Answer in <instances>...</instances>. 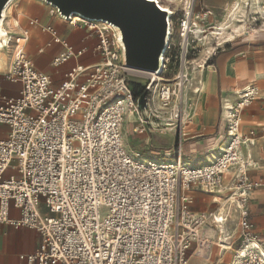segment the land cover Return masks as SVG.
Segmentation results:
<instances>
[{"label":"built area","instance_id":"built-area-1","mask_svg":"<svg viewBox=\"0 0 264 264\" xmlns=\"http://www.w3.org/2000/svg\"><path fill=\"white\" fill-rule=\"evenodd\" d=\"M191 1L179 15L168 9V38L158 74L124 65L122 46L108 23L65 19L47 4L50 15L78 24L96 38V64L76 66L55 82L27 56L29 28L40 26L52 43L64 48L51 61L55 69L86 49H74L56 29L34 19L28 20V28L9 34L4 49L12 63L0 72V80L20 87L16 96L0 90V225L39 233L37 250L21 256L25 264H188L191 253L203 258L212 246L231 252L221 264H264V248L247 209L264 178L248 176L253 162L242 153L244 146L254 145L253 132L241 133L254 88L238 92L235 103L225 108V143L207 164L189 166L179 157L171 162L147 159L123 146L126 117L131 133L146 136L189 118L184 108L195 85L193 44L200 41L197 35L206 37L204 29L198 33V24L213 16L209 9L194 13ZM262 15L264 0L251 20L256 23ZM131 77L145 80L137 94ZM193 187L226 193L222 206L194 213L184 194ZM11 209L18 212L17 219L10 218ZM234 211L240 235L232 242L231 232L219 228Z\"/></svg>","mask_w":264,"mask_h":264},{"label":"crops","instance_id":"crops-1","mask_svg":"<svg viewBox=\"0 0 264 264\" xmlns=\"http://www.w3.org/2000/svg\"><path fill=\"white\" fill-rule=\"evenodd\" d=\"M38 1L40 3L27 0L21 4L20 0H12V13H8L7 21L4 24L5 29L9 31L8 35L19 32L20 27L28 28V20L34 19L40 25L56 29L61 39L74 49H86V52L81 57L71 58L60 68L55 69L51 65V61L62 53L64 48L52 43L51 37L42 32L40 26H33L29 28L30 36L26 44V53L34 66L36 64L43 65V68L39 70L58 82L65 72L76 66L88 68L96 64L100 60L98 55L92 52L96 38L89 36L88 31L80 25H72L64 22L58 16L50 15L49 7L43 1ZM156 1L163 9L168 8L177 15L189 3V0ZM191 2L192 9L197 15H201L206 9L213 12V16L208 17L206 21V24L212 26L232 20L236 16L242 17L247 11L250 13L257 11L259 0H192ZM31 8L34 9L33 12L29 10ZM13 21L15 24L10 26ZM31 41L33 44L29 46ZM6 52L5 49H0V72L9 69L12 63L11 55ZM195 77L197 80L194 78V88L190 90L193 92V98L190 99L189 118L186 125L179 131V135L177 133L174 136L175 139H179L178 143L176 145L174 143L172 149H146L145 144L148 143L146 140L149 136L135 134L137 138L131 144L128 142L127 130L123 123L124 148L129 153H138L147 159L171 162L179 157L183 163L189 166L207 164L216 158L219 149L225 143V108L235 103L238 92L252 87L256 90V96L242 114L241 133L243 136H248L250 132H253L254 145L244 146L242 153L244 156H249L253 162V167L248 170V176L253 180L264 178V34L258 36L248 34L246 40L237 45L219 49L212 56L210 62L195 74ZM19 87L18 84L0 80V90L5 94L16 96ZM3 135L4 129L0 128V136ZM170 154L173 157H170ZM186 195L190 202L197 206L192 208L194 213L209 211L203 207H207L206 196L213 199V195H215L220 200L226 197V193L222 195L209 194L196 187L191 188ZM208 204H216V202L210 200ZM42 209L46 213V210ZM203 209L206 210L203 211ZM247 209L248 219L253 225L254 233L264 248V186L250 195ZM9 215L11 219L19 217L18 212L13 209L10 210ZM236 222L237 217L233 213L227 222L219 228L220 231H224L226 227L230 226L232 241L236 238ZM39 243L40 235L35 230L26 227L15 228L10 224L0 225V264H25L21 256L34 253ZM192 247L194 248L195 245ZM215 248L212 246L203 258L191 253L188 264H204L211 261L212 257L215 258V262L212 264L227 263L229 259L226 260L225 255L229 250L223 254L218 248L215 251Z\"/></svg>","mask_w":264,"mask_h":264},{"label":"water","instance_id":"water-1","mask_svg":"<svg viewBox=\"0 0 264 264\" xmlns=\"http://www.w3.org/2000/svg\"><path fill=\"white\" fill-rule=\"evenodd\" d=\"M8 0H0L1 10ZM58 14L69 19L105 21L118 27L122 36L124 65L133 71L158 74L168 38V12L146 0H45ZM2 37L0 36V41ZM144 105L143 96L139 106Z\"/></svg>","mask_w":264,"mask_h":264},{"label":"rangeland","instance_id":"rangeland-1","mask_svg":"<svg viewBox=\"0 0 264 264\" xmlns=\"http://www.w3.org/2000/svg\"><path fill=\"white\" fill-rule=\"evenodd\" d=\"M26 1L27 0H20L21 4H24ZM31 1L32 2L36 1V2L40 3L38 0H31ZM259 2H260V0H259ZM13 8H15V7H13ZM10 10H11V8H10ZM10 10H9L8 13H12V10L11 11ZM29 10L32 11L34 9L31 8ZM256 12H258V8H257V11H254L252 13L247 11V13L244 16H242V17L236 16L232 20H229V21L221 23V24H214L212 26L206 24V22L198 24L200 26L201 30L204 29L206 31L205 32V36L206 37H205V39H202V37L200 35L199 38L197 39V40H200V41L193 44V46L195 47L196 52H194L191 55L190 64H191V68L194 69L192 71L191 76L193 78H195V80H197V78L195 77V74L198 72V70L196 68L197 65L205 67V65H207L210 62V60H211L210 58L211 57L205 62L206 64L203 65V62L209 56H212L211 54H213L212 52H213L214 48H216L214 50V54H216V52L219 49H221V48L235 46L238 43L246 40V36L248 34L250 36H255V35L258 36V35L264 34V15H262V17L259 18L256 23L253 22V20H251V18H252L251 14L256 13ZM8 13H7V15H8ZM6 21H7V19L5 18L4 24H5ZM13 23H15V21L10 23V26H12ZM4 24H3V27L5 28ZM219 28H223L224 29V33H223L222 37L217 35V33L220 32V31H218ZM220 33H222V32H220ZM230 36H231V41H229L230 43H226V44H223L220 47H216V45H217V43L219 41L218 38L220 40H222L223 38L225 40H228V38ZM233 37H234V40L232 41ZM178 41H179L178 38L175 37V44H177ZM32 44L33 43L31 41L29 46L32 45ZM6 53L8 54V52H6ZM35 66L38 69H42L43 68V65H40V64H36ZM169 77H171V74L168 73L165 76V78L167 79ZM195 80H194V83H195ZM130 82H132L133 84H137V85H139V84L144 85L145 84V80L143 78H137V77H131L130 78ZM141 86L139 85V88H141ZM192 94H193V92L189 91L188 95L185 98L186 99V106H185L184 109H185V113L186 114L190 113V104H191V100L190 99L193 98ZM184 122L186 123V118L185 117H183V122L182 123L173 122L174 126L173 127L163 128V132L161 134L157 132V133L153 134L151 137L149 136V138L146 140V142H148V143L145 144L146 149H149V148L150 149H154V150H158L157 148H159V150L160 149L161 150H166V149H170V148L172 149L174 147V143L176 145L178 143V140H179L177 138L175 139L174 136H175V134L177 135V133L179 135V131L181 130V128L186 125ZM129 123H130L129 119L126 117L125 118V122H124V127H126V130H127L128 142L132 144L136 140L137 137H136L135 134L131 133L132 125L129 124ZM141 143L143 145V142H141ZM170 157H173V155L170 154ZM210 200L211 201L215 200L216 204L209 205L210 203L208 204V202ZM206 203H207V207L208 208L206 206H203V207H205L209 211H213V210L219 208V206H222L223 201L220 200L217 196L213 195V199L207 198V196H206ZM187 205L189 206L190 210H192L193 207L194 208L197 207L196 205L192 204L191 202H188ZM206 209H203V211H205ZM226 228L228 229V231L231 232L230 226L226 227ZM235 235H236V238L233 239L232 242H234L240 235V228L238 226V223H237ZM237 247H238V242H236V243H234V245H232V249L237 248ZM215 251H216V248H215ZM230 255H231V252L228 251V253H226V255H225V259L228 260ZM202 262H205V261H202ZM213 262H215V258L214 257H212L211 261H207L204 264H212Z\"/></svg>","mask_w":264,"mask_h":264},{"label":"bare ground","instance_id":"bare-ground-1","mask_svg":"<svg viewBox=\"0 0 264 264\" xmlns=\"http://www.w3.org/2000/svg\"><path fill=\"white\" fill-rule=\"evenodd\" d=\"M41 1H43L45 4H47V2H45V0H41ZM147 2H154V3H156V6L161 10V11H164V12H168V8H166V9H163L159 4H158V2L156 1V0H146ZM12 2V0H8L7 2H6V4L4 5V7H3V9L1 10V18H0V36L2 37V40L0 41V49L1 48H7V47H9V45H8V37H9V35H8V32L9 31H7L4 27H3V24H4V20H5V18H6V16H7V13L9 12V10H10V8H11V5L13 4V2ZM11 3V4H10ZM10 4V6L8 7V5ZM48 5V4H47ZM49 6V5H48ZM51 6V5H50ZM59 17V16H58ZM69 19L70 20H73V21H77V20H79V17H78V14H76V15H71L70 17H69ZM97 22H101V23H108L110 26H111V28L112 29H114L115 30V32H116V38H117V42H118V44L119 45H123L122 44V36H121V32H120V30L118 29V27L116 26V25H114V24H112V23H109V22H105V21H100V20H96ZM15 24V23H14ZM197 30H198V33H200L201 32V28L200 27H198L197 28ZM218 31H220V32H222V33H220V32H218L217 33V35H219V36H223V33H224V29L223 28H219L218 29ZM200 35H197V37H199ZM218 43H217V46H222L223 44H226V43H230L229 41H231V36L228 38V40H225L224 38L222 39V40H220L219 38H218ZM234 40V37L232 38V41ZM6 50V49H5ZM0 55H1V53H0ZM206 62V59L204 60V62H203V65L204 64H206L205 63ZM187 96V95H186ZM169 126V125H168ZM215 159V158H214ZM212 161V160H211ZM186 193L187 192H185L184 194L186 195ZM235 215H236V217H237V222H236V226H237V223H238V213L236 212V211H234L233 212ZM232 213V214H233ZM221 230V229H220Z\"/></svg>","mask_w":264,"mask_h":264},{"label":"trees","instance_id":"trees-1","mask_svg":"<svg viewBox=\"0 0 264 264\" xmlns=\"http://www.w3.org/2000/svg\"><path fill=\"white\" fill-rule=\"evenodd\" d=\"M132 85L135 88L134 89L135 90V93L137 94L138 93V89H139V85H137V84H132Z\"/></svg>","mask_w":264,"mask_h":264}]
</instances>
